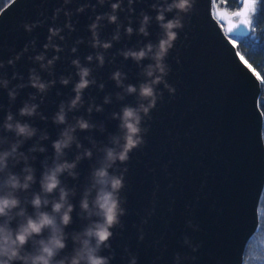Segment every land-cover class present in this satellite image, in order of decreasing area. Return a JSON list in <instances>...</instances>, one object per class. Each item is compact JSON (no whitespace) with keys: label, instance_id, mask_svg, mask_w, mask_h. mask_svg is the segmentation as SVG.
Masks as SVG:
<instances>
[{"label":"water","instance_id":"95a60500","mask_svg":"<svg viewBox=\"0 0 264 264\" xmlns=\"http://www.w3.org/2000/svg\"><path fill=\"white\" fill-rule=\"evenodd\" d=\"M241 1L242 6L236 11L242 10ZM85 2L73 0L69 8L74 11L78 4ZM91 2L96 4V0ZM152 2L138 0L135 5L137 17L141 10L155 16L149 7ZM62 4L63 0H11L0 11V61L7 62L30 41L36 42L35 49L30 47L14 67L0 69V76L11 81L9 88L26 83L33 67L44 80L56 81L43 96V102L37 89L30 86L18 89L15 101L10 100L8 90L0 87V125L10 110L17 120L27 121L40 130L23 148L27 151L39 144L47 148L45 153H35L37 159L33 163L39 176L43 171L42 162L47 159L51 163L52 142L64 127L53 123L52 117L62 102L70 101L75 95L73 87L79 76L71 61L78 57L93 69L92 76L97 83L85 91L84 106L68 113L69 123L74 124L77 117L83 116L97 125L95 131L76 133L85 148H92L93 159H85L79 164L78 180H72L67 174L62 177L66 185L78 188L73 202L77 203L79 211L80 193L88 182L90 168L101 156L91 140L100 145L107 144L109 135L118 130V121L112 119V113L119 112L123 104L136 102L134 96H126L123 101L117 99V93L122 89L110 78L114 71L120 69L127 73L126 84L138 83L141 79L136 63L125 60L119 52L139 48L147 41L139 35L122 34L120 42H114V46L104 53L103 67L95 61L88 65L86 57L96 51L90 46L88 30L96 13L89 8L82 15L73 16L76 31L69 34L65 29L66 41L57 39L56 43H62L64 51L55 64L54 74L49 75L29 57L43 51L48 28L53 24V12ZM220 8L225 7H219L216 0H196L195 9L185 18V27L170 52L168 63L172 71L167 79L175 92L164 91V100L152 112V120L148 122L151 127L145 137L146 145L131 154L124 191L127 211L121 218L123 227L114 230L112 246L116 258L112 264H128L126 249L138 256V264H177V254L179 264L245 262L248 243L259 227V206L264 191L262 84L241 63L237 49L227 39L228 34L215 14ZM106 11H110L107 6L96 9V12ZM120 19L128 23L125 13L120 14ZM38 20L44 21L41 27L31 33L24 30V23ZM64 20L61 13L55 23L62 25ZM103 24L101 39L110 40L116 25L106 21ZM150 31V39L156 41L159 28L155 21ZM250 32L241 28L234 36H247ZM80 38L84 42L76 45ZM73 46L78 47L74 55L71 52ZM52 55L54 53L49 51V58ZM13 73L22 75L23 80L13 79ZM61 76L70 77L71 83L61 84ZM100 84L104 85L103 90ZM160 87L162 89L163 85ZM33 94L37 96L35 100L31 99ZM108 95L112 102L104 104ZM26 101L39 104L38 112L47 119H41L40 114L21 117L19 109ZM93 102L103 105L104 110L89 114L87 108ZM100 125H104L106 131L101 132ZM45 133L50 138L41 141L39 137ZM0 134H3L2 128ZM8 135L10 139L15 138L13 134ZM78 151L73 145L67 150V159H75ZM38 189L37 184L34 190ZM83 223L77 219L73 227L78 229Z\"/></svg>","mask_w":264,"mask_h":264},{"label":"clouds","instance_id":"9594fccd","mask_svg":"<svg viewBox=\"0 0 264 264\" xmlns=\"http://www.w3.org/2000/svg\"><path fill=\"white\" fill-rule=\"evenodd\" d=\"M138 0H91L78 4L73 11L69 5L73 0H63V4L53 12V24L48 28L47 43L43 51L36 52L29 58L39 64L41 71L54 74V68L64 51L62 43L67 40L65 29L69 34L76 31L73 16L82 15L89 8L96 13L95 19L88 25L91 33L90 46L95 49L94 54L86 57L88 65L94 61L99 67L106 62L105 52L120 42L122 34L128 37L139 35L147 41L139 48L121 49L119 54L125 60H132L139 68L141 79L138 83H125L128 79L126 72L117 69L110 78L118 88L117 99L123 101L126 96H134L135 104H123L119 112L112 113V119L118 121L117 132L108 137V143L100 145L94 139L91 143L101 153L96 165L90 168L88 182L84 186L77 203L73 200L78 194L76 186H68L62 177L67 174L72 180H78L79 164L85 160H92V148H85L76 135L77 131H95L97 125L83 116L77 117L75 123H69L68 113L79 110L84 106L85 91L95 85L97 81L92 76L93 69L81 62L77 57L71 61L77 69L79 80L73 87L74 97L68 102H62L59 110L52 117L53 123L64 125L59 137L52 142L54 150L51 163L47 159L42 162L43 171L37 176L34 161L35 153H45L47 148L43 144L33 145L24 151L27 141L37 137L38 128L27 121L17 120L10 110L6 112L3 124L0 125L3 134H0V264H112L116 258L112 241L115 229L122 228L121 218L126 215L127 197L124 191L127 188L128 163L134 150L146 145L145 137L150 131L152 112L164 100V91L175 92L167 77L172 69L168 57L178 38L179 32L185 27V18L195 9L196 0H153L149 5L155 16L148 11L141 10L136 15ZM107 6L110 11L96 12L97 7ZM63 13L65 20L62 25L55 21ZM125 13L128 23L120 19ZM171 14V18H169ZM44 13L41 12V16ZM107 24L116 25V30L110 40L101 39V28ZM155 21L159 28L156 41L150 39V28ZM44 21L24 23L23 28L31 33L41 27ZM138 24V27H133ZM83 38L76 41V45L83 43ZM35 40L10 57L7 62L0 61V69L11 66L29 52L30 47L35 49ZM103 49L104 51H100ZM54 55L49 58L48 52ZM78 51L73 46V55ZM148 61V63H145ZM13 79L23 80L22 75L13 73ZM11 81L6 76H0V87L8 90L9 98L15 101L18 89L32 87L43 102V96L55 86L56 81H46L35 67L29 70L26 83L9 88ZM60 83L67 86L71 83L70 77H60ZM161 85L163 88L161 89ZM103 90L104 85H99ZM37 96L33 94L32 100ZM112 102L111 95L105 96L104 104ZM40 105L25 102L19 109L21 117H35L40 114L41 119H47L39 113ZM103 105L94 102L87 108L102 112ZM101 132L106 131L104 125L99 126ZM8 134H13L10 139ZM45 133L40 136L41 141L49 139ZM91 139V138H90ZM73 145L79 150L75 159H67V150ZM19 169V171H17ZM38 190H34L36 185ZM75 213V216L73 215ZM82 221L83 226L75 228L76 220ZM187 243V238L185 239ZM108 252L105 255V252ZM128 264H138L139 258L129 250ZM180 256L176 255L179 264Z\"/></svg>","mask_w":264,"mask_h":264},{"label":"trees","instance_id":"16d2710c","mask_svg":"<svg viewBox=\"0 0 264 264\" xmlns=\"http://www.w3.org/2000/svg\"><path fill=\"white\" fill-rule=\"evenodd\" d=\"M11 0H0V11ZM219 7H226L233 12L241 8V0H216ZM253 22L252 30L247 36H235L239 44V52L244 55L257 71L264 75V0H257L255 11L250 14ZM260 106L264 113V84H262V94ZM260 223L257 232L250 239L244 264H264V191L259 206Z\"/></svg>","mask_w":264,"mask_h":264},{"label":"snow or ice","instance_id":"6c2138e0","mask_svg":"<svg viewBox=\"0 0 264 264\" xmlns=\"http://www.w3.org/2000/svg\"><path fill=\"white\" fill-rule=\"evenodd\" d=\"M256 2L257 0H243L242 10L229 12L225 7L218 9L215 14L218 15L221 26L228 34L227 39L237 49V55L241 63L261 84H264V75H261V73L257 71V68L253 67V64L249 63V60L246 59L244 55L240 54L238 40L234 36V33L241 28L247 31L252 30V23L249 17L250 14L255 11ZM224 3L226 4L227 0H224Z\"/></svg>","mask_w":264,"mask_h":264},{"label":"rangeland","instance_id":"374dc122","mask_svg":"<svg viewBox=\"0 0 264 264\" xmlns=\"http://www.w3.org/2000/svg\"><path fill=\"white\" fill-rule=\"evenodd\" d=\"M250 18V20H251V23H252V26H253V22H252V19H251V17H249Z\"/></svg>","mask_w":264,"mask_h":264}]
</instances>
